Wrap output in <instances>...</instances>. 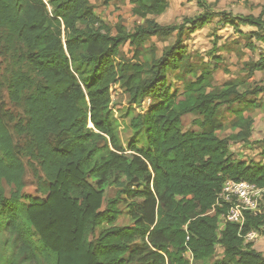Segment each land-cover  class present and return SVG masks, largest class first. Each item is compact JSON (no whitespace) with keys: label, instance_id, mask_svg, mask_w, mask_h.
Instances as JSON below:
<instances>
[{"label":"trees","instance_id":"trees-1","mask_svg":"<svg viewBox=\"0 0 264 264\" xmlns=\"http://www.w3.org/2000/svg\"><path fill=\"white\" fill-rule=\"evenodd\" d=\"M127 1L139 18L131 31L112 28L90 0H49L52 13L45 0H0V235L7 231L16 251L9 257L0 238V264H19L20 254L25 264H264L238 225L222 223L226 206H214L228 180L264 186V165L229 150L231 140L248 138L250 121L241 110L231 123L219 114L225 104L260 105L255 73L264 71V53L214 86L221 59L197 73L183 27L148 18L163 14L167 0ZM222 16L264 42V9ZM188 23L193 33L205 18ZM174 31L169 47L145 46ZM125 43L130 59L120 57ZM169 72L181 81L171 86ZM115 84L130 104L155 100L131 116L137 137L126 148L108 113ZM187 115L195 128H183ZM228 127L239 131L217 136ZM27 169L43 198L24 193ZM111 181L117 189L106 198ZM123 212L130 223L115 225ZM262 226L263 207L246 213L240 234Z\"/></svg>","mask_w":264,"mask_h":264},{"label":"rangeland","instance_id":"rangeland-1","mask_svg":"<svg viewBox=\"0 0 264 264\" xmlns=\"http://www.w3.org/2000/svg\"><path fill=\"white\" fill-rule=\"evenodd\" d=\"M47 9L52 13L53 8L49 0H45ZM168 8L159 16H149L161 25H180L183 27L182 45H185L190 52V66L197 73L204 67L213 68L212 58L219 57L221 62L218 70L213 74L212 84L220 86L224 82L232 78L239 77V71L245 62L255 61L259 58L260 53H264V42L256 38L250 37L248 31L254 28L240 25L237 29L231 27L230 24L224 23L223 13L231 17H242L246 15L257 16L264 9V0H167ZM95 14L102 20L106 21L112 28L117 23H121L128 31H131L135 24L139 22V18L132 13V5L127 0H113L108 4L104 0H90ZM205 18V25L195 32L191 33L192 25L189 20L198 17ZM264 19V16H263ZM142 22V21H140ZM83 28V25L80 24ZM177 31L172 32L169 36L151 37L145 44L146 47H153L157 50L169 47L176 39ZM250 43L255 46H247ZM133 47L125 43L120 49V57L130 59ZM147 59V57H146ZM181 72L173 74L169 72L167 75V83L174 86L182 79ZM188 76V75H187ZM255 80L259 85H264V71L255 73ZM6 100V107H9ZM155 100L147 99L140 105H133L129 102V96L118 84L111 87V100L108 108L109 117L115 127L119 144L126 148L128 143L136 139L130 126V118L140 111H147ZM241 110L242 115L250 121L249 136L246 140H231L229 142V150L238 160H253L264 165V95L260 99V105L256 108L245 107L243 103L233 105H223L219 111L220 116L228 123L236 118L235 111ZM195 115H187L183 119V128H195L193 120ZM239 130L226 128L224 131L216 132L217 136L224 138L236 134ZM115 183L111 184L106 190V198L114 195L116 190ZM24 193L32 198H43L44 194L40 189L39 182L33 177L30 169L25 174ZM124 210V205L119 204ZM264 208V202L262 203ZM130 223L129 217L123 212L115 225H127ZM106 227L104 224L101 228ZM100 228V229H101ZM0 238L7 242V255L14 257L16 251L11 244L10 236L7 231H3ZM9 240V241H8ZM251 242L253 248L264 255V226L257 233L256 238ZM222 248L216 246V257L221 255ZM186 257L190 258L187 253ZM43 260L42 256H39ZM19 264L22 262V255L18 256ZM213 262V258L207 261L208 264Z\"/></svg>","mask_w":264,"mask_h":264},{"label":"built area","instance_id":"built-area-1","mask_svg":"<svg viewBox=\"0 0 264 264\" xmlns=\"http://www.w3.org/2000/svg\"><path fill=\"white\" fill-rule=\"evenodd\" d=\"M264 202V186H258L245 180H228L217 193L214 206H226L225 213L221 216L222 223L238 225L240 235L245 241H253L256 231L240 234L247 212L258 213Z\"/></svg>","mask_w":264,"mask_h":264}]
</instances>
